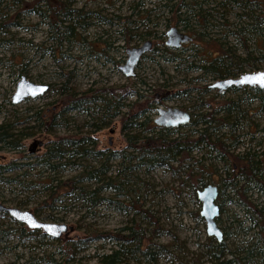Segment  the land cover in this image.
I'll list each match as a JSON object with an SVG mask.
<instances>
[{
    "label": "rangeland",
    "instance_id": "rangeland-1",
    "mask_svg": "<svg viewBox=\"0 0 264 264\" xmlns=\"http://www.w3.org/2000/svg\"><path fill=\"white\" fill-rule=\"evenodd\" d=\"M176 1L0 0V122H7L13 132L23 135L16 150L0 146V165L9 164L8 168H0V201L30 209L39 219L70 225L60 238L45 235L40 241L36 240L37 236L21 240L16 234L18 222L0 214V229L7 228L10 233L0 240V264H51L48 257L56 261L61 258L60 245L64 239L83 247L71 257L72 264L97 261L99 253L115 246L113 236L79 240L77 237L103 230L115 235L118 228L137 223L151 234L150 247L162 244L165 251L163 255L157 253L155 261L148 264H205L207 235L202 218L195 217L200 205L195 196L197 188L192 186L193 175L184 179L182 170L193 173L200 169L206 183H215L230 162L215 158L213 151L199 146L184 160L188 167L185 169L177 167L176 161L149 168L144 163L134 166L138 162L136 150L126 144L125 134L137 133L138 129L129 123L146 118L154 124L152 118L157 106L185 109L193 119L211 106L237 99L246 114L238 118L231 137L224 141L235 140L230 146L233 154L253 152L264 176V109L255 108L258 99L246 87L219 92L206 87L216 78L204 75L198 66L208 63L203 61L202 54L208 46L202 40L183 42L180 49L163 44L164 29L175 26V12L169 8H175ZM183 1L187 5L197 1L202 9H208L211 15L208 20L212 22L208 25L210 36L220 38L226 33L224 39L232 45L234 54L245 57L248 51L257 58L246 61L244 71L264 69V37L255 35L254 40L244 31L242 35L246 39L242 45V35L227 32L246 21V18L238 19L237 13L243 11L241 7L226 0ZM220 1L224 5H218ZM60 2L65 9L60 8ZM53 7L59 16L62 10L70 9L64 15L67 21L62 23L73 26L75 34L59 33L50 26ZM36 8L45 10V14L37 13ZM74 8L80 11H72ZM140 9L149 11L144 13ZM59 29L64 31L62 27ZM144 38L152 40V47L139 59L133 74L124 76L117 65L125 58V48ZM191 64L197 67H190ZM20 75L48 86L39 95L13 103L11 93ZM181 89L186 92L173 93ZM135 114L138 115L134 117ZM228 128L225 125L220 128L224 137ZM178 131L194 134L193 125L189 124L180 125ZM70 133L85 136V142L77 144L89 149L85 155L70 153L68 147L67 154L72 155L65 160H51L49 163L55 164L54 168L40 160L56 135ZM94 150L99 152L93 153ZM110 151L113 156L106 158ZM101 161L106 162L105 175L124 189L112 186L101 189L98 195L103 199L94 206L76 200L71 193L64 195L62 189H58L56 198L49 197L44 180L64 179ZM128 164L133 165L123 170ZM181 179H184L182 184ZM100 183L85 182L90 186ZM242 183L239 180L237 185ZM246 185L250 186L246 198L259 203L258 207L264 205L262 192L252 182ZM235 194L225 189L215 198L220 205L216 222L222 231H229L224 235L227 250L239 246L244 249L252 242H261L255 227L241 233V228L248 227L250 222L242 215V205H237L239 197ZM34 207L37 209L33 210ZM235 221L242 222L236 226ZM145 243L143 240L142 244ZM257 246L252 250H257ZM255 261L256 258H251L250 264ZM128 264H147V259L135 252L133 258H128Z\"/></svg>",
    "mask_w": 264,
    "mask_h": 264
},
{
    "label": "trees",
    "instance_id": "trees-1",
    "mask_svg": "<svg viewBox=\"0 0 264 264\" xmlns=\"http://www.w3.org/2000/svg\"><path fill=\"white\" fill-rule=\"evenodd\" d=\"M228 1L243 9V11L237 13V16L239 20L241 18H246V21H242L236 25L235 28L229 29L227 32L231 34L236 32L242 35L245 31L250 33L249 35L253 36L254 40L255 35L261 34V37L263 38L264 8L262 7V1L226 0V2ZM137 3L138 2H136V4ZM219 4L224 5V2L220 1L218 2V5ZM59 5L61 9H65V5L63 3L60 2ZM162 5L166 6V3H163ZM183 7H185L184 10L186 13H189V18L192 20V22L190 21L193 24L191 32L194 34L195 39L202 40L200 42H203L208 46H205V51L208 52V54H206L203 58V61H208V63L199 65V68L203 73H207L213 78L235 75L244 71L242 67L246 61L251 62L257 59L256 57L249 55L248 51L246 52L247 54L245 57H240L238 54H234V48L224 39L226 33H224L223 36L221 35L220 38L217 36H210L208 31H205V28L208 30V25H212V22L208 20V18L211 19V15L207 11L208 9L201 8L199 2L195 1L194 5H187L184 1H181L180 8ZM56 9L57 8L53 7L50 11V15L54 18L49 23L50 26L59 33L75 34V31L72 30L73 26L68 23H62L63 21H67L64 15L67 14L70 9L67 8L66 10H62L61 16L58 15L59 13L56 12ZM169 9L170 11H173L172 8ZM176 9L174 8V11ZM211 9L214 8L211 7ZM35 10L41 15L45 14V10H40L38 8ZM71 10L80 11L79 8ZM143 12L146 13L148 10ZM223 14L224 13H220V15ZM115 18L119 17L115 16ZM106 21H109V19ZM58 22H60V24ZM60 27L64 28V31H60ZM244 38L245 37L243 35L240 37L242 45L246 39ZM212 54L215 55L213 56ZM261 56L262 55H259L260 58H262ZM191 66L192 64L190 67ZM244 87L250 90L252 97H256L258 99V104L255 108L264 109L263 90L255 86ZM228 88L235 90L243 87L229 86L227 89ZM185 92L186 89H181L175 90L173 93L180 95ZM244 114H246V111L245 109L240 108L237 99H228L227 104L225 105L219 104L216 107L211 106L208 111L199 112L193 119L189 118L188 122L185 124L193 125L194 134H190L188 132L179 133L180 131H178V129L180 125L173 128L157 126L147 122L148 120L146 118L138 121H130L129 124L137 128L138 131L137 133L125 134L126 144L136 150L138 162L135 163L134 166L139 163H144L145 167L149 168L158 165H168L170 162L176 161L178 163L177 167L181 166L182 169H185L188 167L187 164L184 163V160L188 158V155L192 150L199 146H206L208 151H213L215 158L224 162H230L227 169L225 168L224 175L221 176L218 174V179L215 180V183H213L217 187L216 196L218 197L225 189H230L232 192L236 193L235 195L239 197L237 199V202H239L237 205H242V215H245L244 218L250 222L248 227L241 228V233L244 234L248 229L255 227L257 230L256 232L260 234L259 238L261 239V242H252L248 245V247L245 246L244 249L239 246L235 247L234 250H227L225 248L224 235H228L229 231L227 232V230H221L222 237L219 241L214 240L211 236H206L207 242L205 243V250H207L205 251V264H250L251 258H256V261L252 264H262L261 262L264 261V206L258 207L259 203H252L246 198V191L247 189H250V186L246 185V183L252 182L258 191L260 190L261 192H264V176L261 173L262 168L258 165L260 161L253 157L255 155L253 152L244 151L239 154H233L230 150V146L235 143V140L231 139L232 142L229 143L224 141V138L229 139L231 137V131L238 123V118H243ZM137 115L138 114H135L134 117ZM125 124L126 122L123 126H125ZM224 125L229 127L226 137H224V134L220 131V128ZM22 137L23 135L20 136L19 133L13 132L7 122H0L1 147L16 150L19 146H21L20 138ZM81 142H85V136H82L81 134L70 133L65 135H56L40 155V160L48 164L49 167L54 168L56 165L49 163L51 160H65L67 156L72 155L67 154L68 147L71 150L70 153H78L80 156L85 155L89 149L85 147H78L77 144ZM98 152L99 151L97 150L93 151V153ZM112 156L113 152L110 151L105 157L108 158ZM125 156L126 158H129V153H126ZM105 163L104 161H101L97 166H85L73 175L64 179H56L54 177H50L49 179L47 178L43 182L46 189H48L49 197L56 198L58 189H62L64 191V195L71 193L75 195L76 200L80 199L83 203L89 202L88 206H94L95 204H98L101 199H103V197L98 195V192L101 189L107 186L116 188L121 187L124 189L125 187H122L119 184H113L114 180L105 175L107 170ZM132 165L133 164L124 165L122 169L124 170ZM8 166L9 164L0 165V168H8ZM175 169L177 168L173 167V170ZM182 171L185 172L184 179L193 175L194 184H192V186L194 189L206 184L202 176V170L197 169L193 173L192 171L190 173H187L186 170ZM184 179H181L179 183L182 184V180ZM88 180H93L94 182L101 181V183L90 186L89 184H85ZM239 180L243 181L242 185H237ZM218 207H220V205ZM36 209L37 208L34 207L33 210ZM0 214L6 215V213L1 211ZM47 216L53 219L52 215L49 214ZM195 217L198 218V213H196ZM216 220H218L217 216L215 218V222ZM241 222L242 221H235L236 226H239ZM16 224V234L21 240L30 236H37L36 240L40 241V238L45 236V234H43L39 229H29L20 223ZM218 227L220 228V226ZM147 232V228L141 226L140 223H137L135 226L130 224L128 226L125 225L118 228L115 235H109L108 231L103 230L85 233L83 236L77 238L79 240L93 237L101 238L113 236L115 246L110 247L107 252L99 253L97 257V262L99 264H128V258L130 256L133 258V253L135 252L145 256L148 264L150 261H155L157 253L161 252V255H163L165 251L163 250L162 244H157V246L153 248L150 247L151 242L149 238L151 237V234H147ZM7 235H10L7 228L0 229V240L4 239ZM75 240L77 241V239H73V241ZM143 240L146 241L145 244H142ZM71 241L72 240H68L66 242L64 239L61 243V258L59 260L56 261L53 257H48L51 264H72L71 257H73L75 251L82 250L83 247L77 246ZM253 246H257L258 249L253 251ZM226 254H228V256Z\"/></svg>",
    "mask_w": 264,
    "mask_h": 264
},
{
    "label": "water",
    "instance_id": "water-1",
    "mask_svg": "<svg viewBox=\"0 0 264 264\" xmlns=\"http://www.w3.org/2000/svg\"><path fill=\"white\" fill-rule=\"evenodd\" d=\"M264 8V0H263ZM166 38L164 44L167 46H176L179 42L187 40L189 37L176 30L174 26H169L164 32ZM151 46L150 39H144L137 45H131L125 48V58L117 67L124 76H131L141 56ZM255 86L264 89V69L243 71L236 76H227L214 79L208 83V86L215 89H223L228 86ZM46 83L32 82L24 75H20L15 83L10 101L15 103L25 97H34L43 93L47 88ZM156 113L152 118L155 125L175 127L183 125L189 120V112L176 106L159 107L155 109ZM217 187L213 183H206L195 190L196 199L200 202L198 215L204 222V231L208 236H212L216 241L222 237L221 229L215 222L219 207L215 202ZM0 211L6 213L14 221L23 224L29 229H39L43 234L58 238L64 234L70 225L64 222L47 221L37 218L30 209H21L13 205H5L0 201ZM77 264H99L97 261L84 262Z\"/></svg>",
    "mask_w": 264,
    "mask_h": 264
},
{
    "label": "flooded vegetation",
    "instance_id": "flooded-vegetation-1",
    "mask_svg": "<svg viewBox=\"0 0 264 264\" xmlns=\"http://www.w3.org/2000/svg\"><path fill=\"white\" fill-rule=\"evenodd\" d=\"M181 1H183V0H177L176 1V3H175V11H174V7L172 8V7H170V8H172V10H173V12H175V15H174V20H175V28H176V30L177 31H179V32H183V33H185L189 38L187 39V40H185V41H183V42H187V41H190V42H192V40L195 38L194 37V34L191 32V30L193 29L192 27H193V24L190 22L191 20H190V18H189V13H186V11L185 10H183V11H180V9H182V8H180V2ZM262 1V7H263V0H261ZM146 9H140V11H145ZM149 11V10H148ZM182 12V13H181ZM181 13V14H180ZM187 24V25H186ZM169 26H173V25H169ZM169 26H167L165 29H164V31H163V34H164V32H165V30L169 27ZM205 31H208L207 30V28H205ZM164 36H165V34H164ZM165 38H166V36H165ZM165 38L163 39V44H164V40H165ZM144 39H149V38H144ZM144 39H142L140 42H142ZM151 40V39H150ZM139 42V43H140ZM183 42H179V44L178 45H176V46H174V48H177V49H180V48H182V43ZM138 43V44H139ZM152 44H153V42H152V40H151V46H150V48L152 47ZM137 45V44H136ZM167 46V45H166ZM168 47H172V46H168ZM149 48V49H150ZM206 54H208V52L206 53V51H205V53H203L202 55H203V58L205 57V55ZM143 56V55H142ZM141 56V57H142ZM206 62V61H205ZM207 63V62H206ZM199 65H201V64H199ZM198 65V66H199ZM197 65H195V64H192V66L191 67H193V68H195ZM202 71V70H201ZM241 72H243V71H241ZM241 72H239V73H241ZM239 73H237V74H235V75H227V76H236V75H238ZM204 75H208L209 76V74H207V73H203ZM227 76H225V77H227ZM222 78H224V77H222ZM217 79V78H216ZM41 83H43V82H41ZM231 86H233V85H231ZM245 85H242V86H239V87H244ZM206 87H208V88H211V87H209L208 86V84L206 85ZM229 87V86H228ZM236 87V86H235ZM248 87V86H247ZM227 88V87H226ZM226 88H223V89H215L216 90V92H219V91H223L224 89H226ZM262 90H264V89H262ZM190 114V113H189ZM190 118V117H189ZM158 126V125H157ZM162 127H168V128H173V127H170V126H162ZM234 166V165H233ZM235 167V166H234ZM260 191V190H259ZM262 194H263V196H264V192L262 191ZM262 206H264L263 204L261 205V207ZM57 222H60V221H57ZM23 225V224H22ZM62 236V235H61ZM60 236V237H61ZM208 236V235H207ZM60 237H58V238H60ZM77 264V263H76Z\"/></svg>",
    "mask_w": 264,
    "mask_h": 264
}]
</instances>
